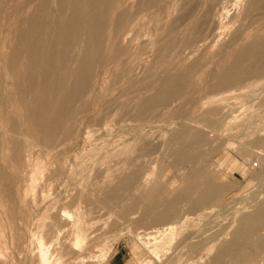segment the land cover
Segmentation results:
<instances>
[{
	"label": "bare ground",
	"instance_id": "1",
	"mask_svg": "<svg viewBox=\"0 0 264 264\" xmlns=\"http://www.w3.org/2000/svg\"><path fill=\"white\" fill-rule=\"evenodd\" d=\"M231 21L237 26L213 50ZM148 50L155 59L147 65L142 86L150 91L133 97L138 89L133 66ZM185 51L199 52L186 62L179 57ZM262 76L264 0H0V237L5 233L12 247L0 264L13 258L22 264H92L101 231L98 214L106 208L119 207L122 216L140 209L135 222L145 228L140 237L149 242L148 252L170 242L177 224L186 219L182 201L186 213L207 215L227 188L217 181L213 147H204L211 144V132L181 123L171 133V164L189 166L173 195L158 180L144 185L146 178L134 163L140 152L128 159L130 171L106 172L91 190L86 185L57 192L71 178L66 159L78 124L92 118L95 108L101 118L118 110L141 123L164 116L181 120L185 102L192 101L193 116L223 133L224 107L209 94L222 96ZM197 88L206 94L200 101L193 100ZM253 142L264 144V136ZM239 209L217 233L188 231L181 237L185 254L206 256L204 262L176 257L168 264H253L257 253L264 255V196L251 210Z\"/></svg>",
	"mask_w": 264,
	"mask_h": 264
},
{
	"label": "rangeland",
	"instance_id": "2",
	"mask_svg": "<svg viewBox=\"0 0 264 264\" xmlns=\"http://www.w3.org/2000/svg\"><path fill=\"white\" fill-rule=\"evenodd\" d=\"M240 6H238L237 9H232L230 13L233 14L236 10H239ZM236 26V21H231L225 24L220 37L213 45V50H217L218 46L229 38L231 32ZM186 51L180 53L179 56L186 62L192 60L199 52L195 51L193 54L188 55ZM154 59L155 56L153 52L148 50L141 55L140 61L133 66V85L138 87L135 93L133 92V97H135L139 91H150L148 88H143L142 82L147 74V65L151 64ZM142 73H144V75ZM254 80L255 77L249 78V83H244V87L241 86V84L232 86L228 91L222 93V96H220L219 93L209 94V96H218V104L224 107L223 114L227 121V127L224 132L222 131L223 133L212 130L205 125L207 122L193 116V113L191 112L193 105L192 101L185 102V112L183 113L184 115L182 114L183 117H181V120L180 118H175V116H164L160 119L153 118L149 121L150 123H141V121H138L135 118L131 119L127 116H121L118 110H112L101 118L98 115L97 108L89 114L92 118H82V121H80L77 126L78 134L75 139H71L69 142V150L67 152L66 163L71 169V178L67 183L59 186L60 189L57 188V192L64 193L73 191L80 186L86 185V187L91 190L96 186L94 185L96 184L95 181L101 179L106 172L113 175L121 171H130L133 168V164L128 163V159H131L132 157L135 158L136 156L132 155L140 152L141 154H138L139 157L137 156L135 158L134 163L139 165L143 176L146 178L144 185L147 186L153 181L158 180L165 185L169 191V195H173L176 192V188H178L181 177L183 176L182 173H184L189 167L188 165L174 166L171 164L170 157H168V139L173 130H175L181 123H186L193 127L199 124L205 132H211V135L210 133L208 134L212 140L211 144H206L204 147H213L210 154V160L216 167L215 175L217 181L227 185L226 190L221 195L220 205L214 206L213 210L207 215H198L200 211L186 213V205L184 201H182L180 203L182 209L181 215H185L186 219L177 224V229L172 233L173 237L170 242L163 243L158 246L155 252L151 253L148 252L146 246L149 242H146L144 238L140 237L143 236V230L145 228L135 222V219L140 215L139 208L135 209V211L138 210L137 212L134 211L132 213L131 211L125 216L120 214L119 207L101 209L98 214V223L96 222L97 226L101 227V231L99 238L96 240L95 246L93 247V257L90 263L110 264V258L116 250H121L123 253L124 257L121 264H168L170 259L176 257L183 262L202 263L205 261L206 256L199 258L197 256L191 257L185 254L187 243L183 242L179 244L181 237L188 231L195 232V234L199 233L206 235L217 233L218 229L225 225L231 218L235 207L239 206V210H251L253 208V202L262 199L264 196V144L257 145L253 141L259 136H264V76L259 77L257 82H254ZM240 87L242 88L240 89ZM200 96L201 98L206 96L205 91L197 88L193 95V100L200 101ZM172 106H177V102H172ZM246 116L251 119L246 120ZM95 117H98L101 120L98 118L95 119ZM164 124L166 126L168 125V128L163 126ZM231 127L235 129H232L231 131V129H229ZM101 130L103 131L102 134ZM239 137L242 139H239ZM145 139H148L149 142ZM227 139L230 140L229 142H226L228 143L226 145L224 142ZM122 141L125 142L122 143ZM230 141L234 145L236 144V146ZM150 142H152V144ZM143 143L149 144L150 148L148 150L143 149ZM153 143H159L156 147L157 150ZM147 151H150L151 153H147ZM143 152H145V154ZM256 157L258 158V160L256 159L257 161L255 160ZM42 158H45V156H42ZM45 160H47V158H45ZM47 165L51 167L49 162ZM94 165L97 166V168H95ZM94 169L99 171L97 172L98 174H95ZM90 172L93 174L92 176H90ZM87 177L88 179L86 180ZM258 184L260 185L257 187ZM67 186L69 189L66 188ZM208 209L209 208H207V210ZM131 213L135 214L132 216ZM4 237H6L5 233L0 237V261L2 262L7 261L8 253L12 248L4 240ZM215 248L216 245L212 247L209 254H211ZM10 264L22 263L13 258V261ZM253 264H264V255H262V253H257Z\"/></svg>",
	"mask_w": 264,
	"mask_h": 264
},
{
	"label": "crops",
	"instance_id": "3",
	"mask_svg": "<svg viewBox=\"0 0 264 264\" xmlns=\"http://www.w3.org/2000/svg\"><path fill=\"white\" fill-rule=\"evenodd\" d=\"M123 253L121 250H116L110 258V264H121L123 261Z\"/></svg>",
	"mask_w": 264,
	"mask_h": 264
}]
</instances>
